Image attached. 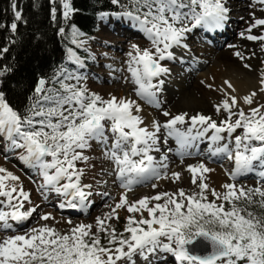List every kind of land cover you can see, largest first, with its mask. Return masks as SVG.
<instances>
[{
  "label": "snow or ice",
  "instance_id": "obj_1",
  "mask_svg": "<svg viewBox=\"0 0 264 264\" xmlns=\"http://www.w3.org/2000/svg\"><path fill=\"white\" fill-rule=\"evenodd\" d=\"M50 2L55 4L56 0ZM111 3L124 8L112 15L132 23L145 34L154 49L132 45V51L127 53V63L135 94L157 108L161 106L158 93L164 85V80L157 78L169 73L161 61L174 59L173 47L186 48L183 42L193 29L208 33L222 30L229 13L225 0H129L127 5L121 4V0H111ZM255 3L264 11V0H255ZM61 5L63 18L70 19L76 11L72 0H61ZM16 7L13 3L12 8ZM14 15L16 21L22 19L20 11H15ZM51 16L56 19L55 7ZM107 16V12L100 14L101 19ZM261 26H264V18L254 19L248 32ZM10 27L15 32L18 24L13 22ZM64 31L63 27L59 29L60 33ZM72 35V43L83 47L85 41L78 37L84 34L74 25ZM245 38L264 42V35L249 34ZM7 50L3 49L4 52ZM68 51L75 57L72 49ZM234 55L241 61L246 59L239 51ZM74 62L81 63L78 57ZM242 66L253 70L249 63ZM4 74L0 71V76ZM66 79H75L77 83H65L57 77L56 83L60 87L46 88L47 81L40 79L34 90L35 99L29 98L30 103L23 113L13 108L0 91V139L7 140L13 150L22 149L20 158L40 171L43 187L64 197V202L59 204L61 209L82 210L86 206L92 193L85 189H90L91 185H81L83 170L76 168V161L88 159L83 150L90 148L92 141L103 145L106 157L114 165L120 187L125 189L112 211L97 219L98 231L106 233L112 247L101 243L100 236L92 231V225L80 224L68 233L45 225L25 234L0 239V264H136L133 257L137 256L142 258L143 264H148L149 258L158 251L170 253L179 264H264V188L246 190L235 183H225L222 187L226 191L217 192L210 188L205 175L214 170L201 163L188 167L191 183L198 187V192L188 195L181 189L178 193H162L131 203L127 195L137 184L168 178L167 172L161 171L168 168V156L162 155L157 161L151 154L160 151L162 128L166 133L164 143L167 138H174L181 158L190 154L189 150L198 139L207 138L213 144L233 141V149L224 143L210 151L211 156L223 153L233 161L234 168L228 173L233 181L257 167L264 168V104L252 107L255 97L264 94V70L259 73L258 88L242 98L249 106L248 112L238 107L239 100L234 95L236 86L225 79L221 86L206 85L224 96L222 103L216 105V112L223 110L227 118L219 124L203 114L172 116L163 111V116L171 118L163 124L152 121L151 130L142 126L144 120L140 115L134 114V110L135 113L142 111L135 100L116 96L104 99L81 86L79 77ZM185 124H189L186 130L178 127ZM237 130H242V135L233 137ZM209 132H212L211 136H208ZM224 133L227 137L222 135ZM259 176L264 178V171H260ZM171 178L179 180L181 174L173 172ZM9 181H19V177L0 167V197H5L11 208V211H0V228L3 230L13 227L10 220L26 221L36 211L35 208L21 211L30 194L20 185L7 183ZM152 186L156 187V184ZM209 191L215 200L209 201L206 194ZM15 193L18 196H14ZM152 201L156 203L149 206ZM241 201L245 206H241ZM225 204L230 207L226 208ZM254 206L261 212L250 210ZM125 207L128 213L141 216L139 220L135 215L127 218L125 232L128 236L118 234L110 224L106 226L111 219H119L117 210ZM144 212L148 213L147 217ZM41 219L47 221L54 217L45 214ZM198 243L207 254H196Z\"/></svg>",
  "mask_w": 264,
  "mask_h": 264
},
{
  "label": "rangeland",
  "instance_id": "obj_2",
  "mask_svg": "<svg viewBox=\"0 0 264 264\" xmlns=\"http://www.w3.org/2000/svg\"><path fill=\"white\" fill-rule=\"evenodd\" d=\"M225 6L229 9V13L226 26L222 31H225V34L227 35H223L224 37L219 36L220 38L214 37L213 39L211 35H207L205 31L201 29L199 30L200 32L192 34L191 38L187 40L188 35L198 28L193 29L192 32L187 34V37L183 42L187 45L186 48L173 47L171 49L174 56L189 60V64L179 66L175 62V57L171 60L166 59L161 61V64L169 69V73L157 78L164 80L162 90V93L164 94L160 96V92L158 93V97L161 100L162 98L163 100L165 98V101H167L166 104H164V101L162 103L164 105H161L159 108L154 107L153 105L150 106L149 103L140 99L135 94V85L131 83L130 73L128 72L127 62L129 57L127 53L132 51V45H138L140 49H152V45L145 37L144 33L123 18L107 16L104 19H101L96 26L95 33H92L83 39L85 44L83 47H80V51L84 53L86 58H80L82 59L81 63H77V67H73L76 75L80 78L79 84L87 87L90 92L99 94L104 99H110L111 96H116L117 98L135 100L139 105L143 104L145 108L151 110V113L154 115V120L159 121L161 124L171 118L163 116V111L170 112L172 116L183 113H187L188 117L203 114L205 116H210L219 124L227 118V113L223 110L219 113L216 112V105L222 103L224 96L214 89L207 88L206 85L211 83L214 86H221L225 79L232 81L233 76H238L241 80H248L252 84H248L250 89L247 94H249L251 91L258 88L259 73L261 70H264V48H262L264 42H261L259 47L257 46L258 54L260 55L259 57L248 56L250 59L246 58L245 61H240L236 66L230 61H221L219 55L226 49V43H231L236 36H240L241 33L244 34V38L249 34L257 36L264 35V26L253 28L251 33L248 32L254 19L264 18V11L261 10L262 6L256 4L255 0H225ZM238 27L241 28L236 32ZM228 38H232V40ZM245 40L247 39L245 38ZM249 42L251 45H255L257 41ZM194 44H198V47ZM152 50L154 51V49ZM85 60L87 61L86 63L83 62ZM243 63H249L253 70L250 71L245 69L242 66ZM81 64L83 66H81ZM155 82L156 80L154 79V83ZM186 88L192 89L194 94L193 99L181 104L176 101V95L178 92ZM174 93L176 94L174 95ZM261 104H264V94H258L255 97L252 107ZM238 107L243 108L245 112L249 111V106L244 104L243 101L239 100ZM141 108V112L135 113L134 110V114L140 115L144 120L147 111L144 107ZM234 119L235 117H233V120ZM142 126H145V121ZM188 126L189 124L178 125V127L185 130ZM211 135L212 132H209L208 136ZM222 135L227 137L226 133ZM235 135H242V130H237L236 133L232 134L233 137ZM159 136L161 141L159 144L160 151H154L151 154L156 157L157 161L161 159L162 155L166 154L168 156V167L169 165H171L170 168L175 167L177 172L181 174V178L179 180H173L171 175L167 174L168 178L162 179L161 183L156 184L154 180H149L139 189L127 193L128 199H132V202L144 197H153L162 193H178L181 189L186 194L191 195L198 192L199 189L196 185L191 183L192 174L188 171L190 165H199L203 163L208 168L213 169L221 168L229 162L226 154L223 153L222 156L217 155L215 157H209L210 151L214 149L215 146L212 147L213 143L207 138L198 139L197 142L195 141L194 147L189 150L190 154L181 158V156L177 154L179 145L176 143L175 139L167 138V143H164L166 133L163 128L161 129ZM199 141L201 143H198ZM224 143H228L230 149L234 148V142L231 140L221 141L219 142V146ZM168 149H172V151H168ZM22 154V149L13 150L7 140L0 139V167L5 168L8 172L19 177V181H9L7 183L20 185L26 193L30 194V199L24 201V207L21 211H29L32 208H35L36 211L28 219L29 221L25 226L23 223L21 224L19 222L18 226H13L11 229L4 231V234L0 235V239L6 238L4 235L25 234L32 228H39L45 225L55 228L58 232L68 233L73 227L85 224L92 225V231L100 236L103 245L112 247V245L108 244L106 233L98 231L97 219L104 218L112 211L115 204L119 202L121 194L125 189L120 187V181L117 179L114 171L112 173L108 170V167L111 169V166L108 164H110V162L112 163V161L106 157L105 147L96 141H92L91 147L83 150V154L87 156L88 159L86 161H76V168L83 170L80 183L82 186L91 185V188H86L85 191L92 193L88 197L86 206L82 210L69 209L67 207L61 209L59 204L64 202V197L60 196L59 198H55V194L57 193L51 191L47 187H43L44 179L40 171L36 167L30 166L27 162L23 161L20 158ZM47 159L51 158L48 157ZM260 171H264V168L259 167L253 171V177L245 176L248 174L247 173L243 175L247 178L240 176L233 181L230 176H228L227 179H224L226 180V183H235L238 187L243 186L246 190L257 187L264 188V178L259 176ZM205 175L207 176L206 182L210 185L211 189H215L220 193L226 191L221 185H214L209 173ZM64 182L66 181H61V183ZM153 184H156V187H153ZM47 192H50V195L52 194V198H50L51 201L48 200L50 196ZM105 193H107V195H105ZM206 194L208 195L209 201L215 200V197L211 195L210 191ZM14 196H18V193H15ZM20 199L23 200V197H20ZM256 199L259 200V197L257 196ZM105 201H108V205L101 213L98 214L97 211L95 215L91 217L89 216V213L86 212L96 204H99L96 209L102 207ZM0 202H4L0 203V211H6V209L4 210V207H6L8 211H11L5 197H0ZM15 202L16 201H13V203ZM160 202L163 203V201ZM216 202L220 203L221 201ZM155 203L156 201H152L149 206H152ZM225 207L229 208L230 205L225 204ZM68 210H73L76 213L75 216H67L65 212ZM117 211L119 219H111L107 222L106 226L110 224L111 227L116 229L118 234L124 233L125 236H128L129 233L125 232L127 218L130 215H135L136 219L139 220L141 219V216L139 213H128L126 207L118 209ZM80 212L81 214H79ZM45 214H51L54 219H49L47 221L41 219ZM143 215L144 217H147L148 213L144 212ZM69 220L71 223H68ZM9 223H13V221L10 220ZM166 256L170 261L177 262L170 253ZM135 262L137 264H143L142 258L140 257H137ZM148 263L153 264L152 261H148ZM168 264L173 263L171 262Z\"/></svg>",
  "mask_w": 264,
  "mask_h": 264
},
{
  "label": "trees",
  "instance_id": "obj_3",
  "mask_svg": "<svg viewBox=\"0 0 264 264\" xmlns=\"http://www.w3.org/2000/svg\"><path fill=\"white\" fill-rule=\"evenodd\" d=\"M129 0H121L127 5ZM17 5L16 9L12 4ZM76 11L70 19L62 16L61 0L55 4L50 0H0V91L5 94L6 100L16 110L23 113L29 105V98L35 99L34 90L40 79L47 81L46 88H59L57 77L65 83L76 84L78 77L73 67L78 57L85 59L80 47L72 43V26L74 25L85 37L95 33L100 22V14L107 12L119 13L124 8L114 5L111 0H72ZM56 8V19L51 16L52 8ZM22 13L20 21L15 20V11ZM16 22L18 27L15 32L11 30V23ZM63 27L64 33L59 29ZM7 48L6 52L3 49ZM72 49L75 57L69 53ZM83 62H87L86 60ZM63 72V75L61 73ZM241 206H245L241 201ZM250 210L261 212L259 207Z\"/></svg>",
  "mask_w": 264,
  "mask_h": 264
},
{
  "label": "bare ground",
  "instance_id": "obj_4",
  "mask_svg": "<svg viewBox=\"0 0 264 264\" xmlns=\"http://www.w3.org/2000/svg\"><path fill=\"white\" fill-rule=\"evenodd\" d=\"M232 5V4H231ZM233 8V7H232ZM237 9V8H236ZM260 9V8H259ZM242 10V9H240ZM241 13V12H240ZM226 26V24H225ZM239 28L241 27H238L236 32L239 30ZM199 30L201 29H196L194 30L192 33H190L187 37V40L189 38H191V35L192 34H197L198 32H200ZM203 32V31H202ZM235 32V33H236ZM207 35H211L212 38L216 37L218 38L219 36H223V35H227L225 34V31H222V30H217L216 32L214 33H206ZM216 34V35H215ZM237 35V34H236ZM219 37V38H220ZM224 37V36H223ZM193 38V36H192ZM228 39H231L232 38H228ZM190 41V40H189ZM227 42V41H226ZM259 42V43H258ZM193 43V42H192ZM259 44H261V41H257L255 45H251L250 42L248 40H245L244 36L240 35V36H236L235 39L229 44L226 43L227 47L226 49L219 55V57L221 58V61L223 60V62L225 61H230L231 63H233L235 66L240 63L241 60H239L235 55L234 53L239 51L241 52L245 58H249L248 56H257L259 57L260 55L258 54V47H259ZM195 45V44H194ZM196 47H198V44L195 45ZM258 46V47H257ZM260 49V48H259ZM175 59H176V63L177 65H181V66H184L185 64H189V60L187 59H181L179 57H176L174 56ZM261 58V57H260ZM259 59V58H258ZM255 60V59H254ZM180 62V63H179ZM116 73V72H115ZM232 82L234 83V85L236 86V93H234V95H236L238 97V99L240 101H243V96H245L247 94V92H249L248 90L250 89L249 85H252L248 80L244 81V80H241L238 76H233L232 77ZM195 90V89H194ZM163 92V91H162ZM160 93V96H162L164 93ZM195 92V91H194ZM182 93V94H181ZM176 93H174L175 95ZM193 91L191 88H186L180 92L177 93L176 95V101L180 102L181 104H184L185 102H188L190 100L193 99ZM159 99V97H158ZM165 98L163 100L159 99V102H160V105H164L167 103V101H165ZM164 102V104H162ZM173 103V102H172ZM190 103V102H189ZM178 104V103H177ZM141 105V104H140ZM151 106V105H150ZM141 107H144V109L147 111L146 113V117L144 119L145 121V126L149 127V129L151 130V124H152V121H154V115L151 113V110L145 108V106L142 104ZM197 108V107H196ZM144 112V111H143ZM156 121V120H155ZM197 142V141H196ZM198 143H201L200 141ZM196 143V144H198ZM176 145V144H175ZM219 147V142L216 143V144H212V147ZM229 146V144H228ZM214 147V148H215ZM179 148V147H178ZM223 154H219V156H222ZM209 157H215V156H211L209 154ZM111 166V169H109L108 167V170L111 171L113 173V168H114V165H112V163L110 162V164H108ZM171 165H169V167L164 170L162 169L161 171H166L167 174H172L173 172H177V169L175 167H171ZM215 167V166H214ZM231 167V168H229ZM227 168V169H226ZM229 168V169H228ZM234 168V163L232 160H229L228 164L221 167V168H213L214 171L210 172L209 175L211 177V181L214 183V185L216 186H219V185H223L226 183V180L227 177L229 176L228 173L231 172ZM259 167H257L256 169H258ZM115 174V173H114ZM245 176H248V177H253L254 176V173L251 172V173H248L247 175ZM225 178V179H224ZM154 180V182L156 184L158 183H161L162 182V179H152ZM151 181V180H150ZM147 182V181H146ZM146 182L142 183V184H137L133 187V190H137L139 189L140 187H142V185H144ZM115 184V183H114ZM113 184V185H114ZM112 186V185H110ZM220 186V187H221ZM113 187V186H112ZM137 192V191H136ZM48 194L50 192H47ZM132 193V192H131ZM134 193V192H133ZM131 195V194H130ZM49 198L48 200L51 201L50 198H52V194L50 195L49 194ZM54 196V195H53ZM61 195H58V194H55V198H59ZM130 201V203L132 202V199H128ZM97 205L99 204H96V205H93L89 210H87L86 212L89 213V216L93 217L95 215V213L98 211V214L102 212V210L104 211V209L106 208V206L108 205V201L102 205V207H97ZM101 205V204H100ZM6 209V211H8V209L6 207H4V210ZM71 209V208H69ZM66 211V210H65ZM85 213V212H84ZM65 214L67 216H75V212L74 211H70L68 210L67 212H65ZM29 220H26V221H23V222H20L21 224L23 223V225L25 226L27 224ZM13 226H18V223L17 222H13L12 223ZM21 228V227H20ZM19 228V229H20ZM9 230V229H8ZM4 231H7V230H3L2 228H0V235H3L4 234ZM4 236H8V235H4ZM168 253H165V252H162V251H158L155 255H152L150 258H149V261H152L153 264H168V263H173V264H179V262H175V261H170L169 258H167ZM138 257V256H137ZM137 257H133L134 260H136ZM121 264H127V262H122ZM137 264V263H136ZM150 264V263H148Z\"/></svg>",
  "mask_w": 264,
  "mask_h": 264
},
{
  "label": "water",
  "instance_id": "obj_5",
  "mask_svg": "<svg viewBox=\"0 0 264 264\" xmlns=\"http://www.w3.org/2000/svg\"><path fill=\"white\" fill-rule=\"evenodd\" d=\"M195 251L196 254H200V255L207 254L206 250L203 247H201L199 243L195 246Z\"/></svg>",
  "mask_w": 264,
  "mask_h": 264
}]
</instances>
